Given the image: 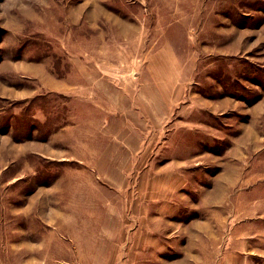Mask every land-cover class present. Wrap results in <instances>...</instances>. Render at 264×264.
I'll use <instances>...</instances> for the list:
<instances>
[{"label":"rangeland","instance_id":"obj_1","mask_svg":"<svg viewBox=\"0 0 264 264\" xmlns=\"http://www.w3.org/2000/svg\"><path fill=\"white\" fill-rule=\"evenodd\" d=\"M0 264H264V0H0Z\"/></svg>","mask_w":264,"mask_h":264}]
</instances>
